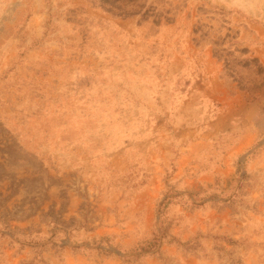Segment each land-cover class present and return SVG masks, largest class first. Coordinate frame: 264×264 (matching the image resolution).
Masks as SVG:
<instances>
[{"label": "rangeland", "instance_id": "374dc122", "mask_svg": "<svg viewBox=\"0 0 264 264\" xmlns=\"http://www.w3.org/2000/svg\"><path fill=\"white\" fill-rule=\"evenodd\" d=\"M0 264H264V0H0Z\"/></svg>", "mask_w": 264, "mask_h": 264}]
</instances>
